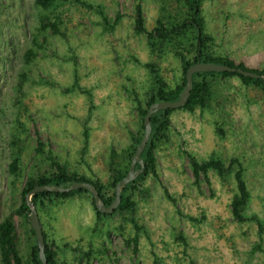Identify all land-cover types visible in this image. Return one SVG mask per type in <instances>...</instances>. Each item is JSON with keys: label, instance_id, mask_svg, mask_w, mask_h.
Masks as SVG:
<instances>
[{"label": "rangeland", "instance_id": "374dc122", "mask_svg": "<svg viewBox=\"0 0 264 264\" xmlns=\"http://www.w3.org/2000/svg\"><path fill=\"white\" fill-rule=\"evenodd\" d=\"M85 1L102 6L111 22L117 12L122 18L109 30L93 9L76 0H56L50 11L63 19L66 37L48 32L44 36L34 0H0V220L13 214L24 258L33 242L28 222L16 213L25 180L48 170L51 154L69 171L106 181L110 150L126 148L131 131L139 129L135 96L144 100L153 84L145 64L155 62L170 87L182 77L180 60L170 47L159 56L150 50L146 35L134 32V0ZM160 4L144 0L149 30L161 14ZM202 15L215 39L210 50L249 68H264V0H203ZM29 48L37 57L25 65ZM23 70H30L31 78L20 96L31 110L23 111L20 119L27 141L21 173L15 177L8 169V142L16 121L14 86ZM75 71L79 85L92 93V102L80 90L63 92L73 84ZM40 75L50 84H39ZM212 89L210 108L190 112L181 107L171 114L169 138L157 149L158 177L145 181L149 195H134L135 216L145 227L137 250L126 243L135 232L130 220L121 213L98 217L91 197L81 194L55 199L38 211L47 243L57 251V264H80L74 248L92 249L90 259L81 264H153L156 257L159 264H264V253L253 250L257 243L264 248L257 224L238 223L232 217L233 178L222 182L211 171L213 192L204 182L197 186L186 155L190 152L199 160L213 155L224 162L238 157L251 191L249 213L259 215L264 224V90L244 84L238 76L217 78ZM88 116L90 139L82 154L83 121ZM218 126L224 135L217 132ZM37 137L46 146L44 155L36 153ZM179 231L186 247L177 239Z\"/></svg>", "mask_w": 264, "mask_h": 264}, {"label": "trees", "instance_id": "16d2710c", "mask_svg": "<svg viewBox=\"0 0 264 264\" xmlns=\"http://www.w3.org/2000/svg\"><path fill=\"white\" fill-rule=\"evenodd\" d=\"M89 10L96 11L102 18L109 30H112L115 25L121 20L120 12L116 13L114 19H111L106 14L102 6H94L85 0H76ZM56 0H34L39 11V30L49 34L60 35L66 37L62 31L61 25L64 23L59 15H54L50 11L55 6ZM203 0H161L160 11L161 14L156 20L155 26L149 30L146 26V18L144 11V0H134L132 17L134 19L133 28L136 34L146 35L150 50L157 55H163L166 47H170L175 56H177L181 63L182 77L175 87H170L165 80L159 75L155 62H148L145 64L150 69L153 84L144 100L135 96L136 106L135 110L139 116L140 126L137 132L131 131L129 145L121 151L112 148L109 153L107 161L108 176L106 181L98 178L87 177L77 171H69L67 165L62 163L58 157L48 155L47 160H50L48 170L37 175H30L26 180L21 190V205L17 208L16 213L19 214L25 221L28 222L29 232L32 235V244L28 248L27 258L21 254L18 246V234L14 221L13 214L5 216L0 220V262L1 264H43L39 256V248L36 240L34 230L29 221L30 207L26 203V195L34 187L38 185H70L74 182H89L95 185L101 198L105 204L110 205L115 198L116 184L127 174L132 156L137 145L140 143L144 131V117L149 106L158 101L177 100L186 84V71L191 64L198 59L202 62H213L225 64L232 67H239L248 71L257 72L264 75V68H249L244 62H236L229 55L215 54L211 49L214 45V37L206 29L204 17L202 15ZM37 46L42 47L34 38ZM37 57V51L34 48H29L24 54V64L30 65ZM30 70L21 71L18 83L14 86L16 101L13 102V112L15 114V123L10 130V140L8 147L10 149V162L8 165L9 173L15 177L21 173V164L23 159V152L26 147V132L27 129L23 121H21L22 112H28L31 107L24 103L20 94L25 95L23 89L27 87L26 83ZM227 76H238L246 85H254L264 90V79L255 78L242 75L238 72H198L193 75V89L191 95L183 107L185 110L193 112L196 108L204 111L210 108L211 99L214 95L212 84L215 79ZM35 80V78H34ZM32 82V81H31ZM39 84H50L46 77L40 75L38 79ZM28 84V83H27ZM31 84V83H30ZM80 90L81 93L87 94L89 100L92 102V93L89 89L83 88L79 85L78 72H74V82L71 87L65 88L63 92H71ZM92 108V107H91ZM175 109L159 110L151 117L152 134L151 138L143 151L142 158L145 163L144 170L134 181L126 185L122 192V201L119 207L113 214L121 213L124 219H129L135 228L133 235L126 238V243L133 246V250H137L141 231L145 227L140 225L135 216L136 201L134 195L141 193L144 196L149 195L150 190L144 186L145 181L153 176L158 177V158L157 149L161 142L169 138V129L171 123V114ZM32 116L30 115L29 118ZM89 116L83 121V146L82 154L88 150L90 139V127L88 125ZM38 132V131H37ZM217 132L224 135L222 127H217ZM39 133V132H38ZM36 153L37 155H44L45 144L40 137L36 138ZM186 152V151H184ZM190 168L193 175V183L200 186L202 182L206 183L211 192H213L210 172L217 174L222 182H225L228 177H232L236 185L235 193L230 202L231 214L233 219L238 223L253 222L258 226V232L261 238L264 237V224L259 215L249 213L251 203V191L248 188L244 177V167L242 161L238 157H232L228 162H224L218 157L211 156L205 160H199L192 153H186ZM140 168V164H136V169ZM165 195L169 200L175 203L167 188L164 189ZM81 194H88L91 197L92 205L98 217L106 216L108 214L100 212L94 202L92 194L85 188H79L71 192H38L32 196V201L37 209V212L46 206V203L53 202L55 199H68ZM192 219V218H191ZM45 237V256L48 264H57L58 254L50 244L47 243L46 233L43 229ZM177 239L185 247L188 245L186 238L179 231ZM67 246V245H66ZM78 252V263H82L85 258L90 259L92 249L88 251L74 248ZM254 251H261L264 253L261 243H257L253 247ZM102 252V250H99ZM160 260L156 257L153 264H159Z\"/></svg>", "mask_w": 264, "mask_h": 264}, {"label": "water", "instance_id": "95a60500", "mask_svg": "<svg viewBox=\"0 0 264 264\" xmlns=\"http://www.w3.org/2000/svg\"><path fill=\"white\" fill-rule=\"evenodd\" d=\"M238 72L245 76L262 78L264 79V75H261L257 72L248 71L239 67H232L225 64L213 63V62H202L199 59L190 65V67L186 71V84L180 93V96L177 100H168V101H158L151 104L147 110V113L144 117V131L143 136L141 138L140 143L137 145L135 152L132 156L131 163L127 174L116 184L115 187V198L110 205H106L104 200L101 198L97 188L94 184L89 182H74L70 185H38L34 187L31 191H29L26 195V203L30 207V215L29 221L32 229L34 230L38 248H39V256L42 260L43 264H48V261L45 256V237L43 234V227L37 212V209L32 201V196L38 192H71L77 190L79 188H85L88 190L93 198L97 209L102 213H113L120 205L122 201V190L126 185L130 182L134 181L140 174H142L144 170V161L142 159V153L146 149V146L151 138L152 134V124L151 117L153 114L158 112L159 110L166 109H177L184 107L191 95L193 89V75L198 72ZM140 164V168L136 169V164Z\"/></svg>", "mask_w": 264, "mask_h": 264}, {"label": "bare ground", "instance_id": "6f19581e", "mask_svg": "<svg viewBox=\"0 0 264 264\" xmlns=\"http://www.w3.org/2000/svg\"><path fill=\"white\" fill-rule=\"evenodd\" d=\"M143 154V153H142ZM143 159V158H142ZM144 161V160H143ZM144 167H145V163H144ZM131 183V182H130ZM122 192H123V190H122Z\"/></svg>", "mask_w": 264, "mask_h": 264}]
</instances>
